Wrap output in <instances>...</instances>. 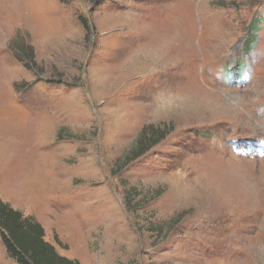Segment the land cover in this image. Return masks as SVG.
I'll list each match as a JSON object with an SVG mask.
<instances>
[{
	"label": "rangeland",
	"instance_id": "rangeland-1",
	"mask_svg": "<svg viewBox=\"0 0 264 264\" xmlns=\"http://www.w3.org/2000/svg\"><path fill=\"white\" fill-rule=\"evenodd\" d=\"M258 141L264 0H0V198L61 255L264 264Z\"/></svg>",
	"mask_w": 264,
	"mask_h": 264
},
{
	"label": "trees",
	"instance_id": "trees-1",
	"mask_svg": "<svg viewBox=\"0 0 264 264\" xmlns=\"http://www.w3.org/2000/svg\"><path fill=\"white\" fill-rule=\"evenodd\" d=\"M255 25L256 22H252L250 28ZM251 41L253 37L248 39V43ZM160 131L152 126L149 131L142 130L126 158V163L139 158L161 141L163 137H159ZM0 235L7 252L19 264H81L75 259L61 255L53 244L45 240L44 228L39 221L24 215L21 210L13 208L1 198Z\"/></svg>",
	"mask_w": 264,
	"mask_h": 264
},
{
	"label": "snow or ice",
	"instance_id": "snow-or-ice-1",
	"mask_svg": "<svg viewBox=\"0 0 264 264\" xmlns=\"http://www.w3.org/2000/svg\"><path fill=\"white\" fill-rule=\"evenodd\" d=\"M259 143H261V144H264V142H262V141H258Z\"/></svg>",
	"mask_w": 264,
	"mask_h": 264
}]
</instances>
